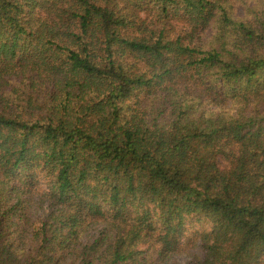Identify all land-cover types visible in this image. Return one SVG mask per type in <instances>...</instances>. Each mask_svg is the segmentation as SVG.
<instances>
[{"label": "trees", "instance_id": "1", "mask_svg": "<svg viewBox=\"0 0 264 264\" xmlns=\"http://www.w3.org/2000/svg\"><path fill=\"white\" fill-rule=\"evenodd\" d=\"M248 1L0 0V264H264Z\"/></svg>", "mask_w": 264, "mask_h": 264}, {"label": "rangeland", "instance_id": "2", "mask_svg": "<svg viewBox=\"0 0 264 264\" xmlns=\"http://www.w3.org/2000/svg\"><path fill=\"white\" fill-rule=\"evenodd\" d=\"M258 2V0H249L248 1V5H256V3ZM244 8L243 6L240 7L238 13L240 15H242L244 13ZM192 253H197L196 250H194ZM191 259V257L189 255H181V256H178L176 258V262L180 263V264H185L187 263L189 260Z\"/></svg>", "mask_w": 264, "mask_h": 264}]
</instances>
